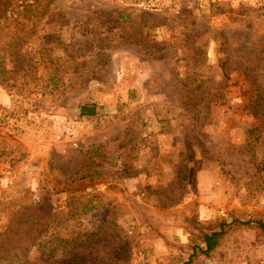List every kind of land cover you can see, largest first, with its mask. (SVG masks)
Segmentation results:
<instances>
[{"label":"rangeland","instance_id":"obj_1","mask_svg":"<svg viewBox=\"0 0 264 264\" xmlns=\"http://www.w3.org/2000/svg\"><path fill=\"white\" fill-rule=\"evenodd\" d=\"M28 1L0 0V232L51 207L58 250L4 264H80L73 239L81 264H264V0Z\"/></svg>","mask_w":264,"mask_h":264},{"label":"trees","instance_id":"obj_2","mask_svg":"<svg viewBox=\"0 0 264 264\" xmlns=\"http://www.w3.org/2000/svg\"><path fill=\"white\" fill-rule=\"evenodd\" d=\"M95 114V108L93 106H82L80 108V115L81 116H93ZM47 213V220H44V222L40 223L39 221H42V218L37 216L35 214L34 217L29 214L27 210L23 212H16L15 216L9 223V225L6 227V229L3 232H0V264H4L8 262V258H14L13 254H17L15 251L18 249L20 254H25V251L27 248H30L34 245H39L41 247L42 254H50L47 257H50L49 259L53 258V254L56 253V249L58 248L54 245L52 236H50V230L48 229L50 226V223L52 222L53 214H52V208L49 207ZM70 218H75V215L71 212ZM35 217L37 219H35ZM33 221V222H32ZM243 225H248L249 222H243L240 223ZM258 228L264 232V224L261 222L257 223ZM224 224H221V229L219 232H212L210 235H205L203 237V242L205 245V249H200L199 251L201 253H204L205 255H208L210 251H212L220 238L224 234L223 230ZM42 237V238H41ZM77 239L80 238L76 237ZM72 250L67 254H72L73 258H80L77 260H80V264L85 261V257L80 255L81 252H78V250H85L87 247V244L90 243L89 240H79L77 241L75 239L72 240ZM76 254H79L77 256ZM110 257H113L111 255ZM17 259V258H16ZM24 259V258H22ZM115 259V258H114ZM19 260V258H18ZM23 264H29L25 260L23 261Z\"/></svg>","mask_w":264,"mask_h":264},{"label":"built area","instance_id":"obj_3","mask_svg":"<svg viewBox=\"0 0 264 264\" xmlns=\"http://www.w3.org/2000/svg\"><path fill=\"white\" fill-rule=\"evenodd\" d=\"M19 4H22V1L21 2H18ZM28 3H33L32 0H29Z\"/></svg>","mask_w":264,"mask_h":264}]
</instances>
